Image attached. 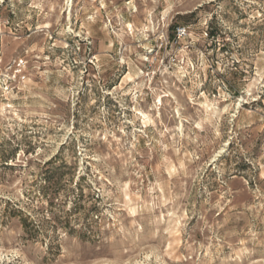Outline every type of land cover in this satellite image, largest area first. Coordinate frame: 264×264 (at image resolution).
<instances>
[{
	"label": "rangeland",
	"instance_id": "rangeland-1",
	"mask_svg": "<svg viewBox=\"0 0 264 264\" xmlns=\"http://www.w3.org/2000/svg\"><path fill=\"white\" fill-rule=\"evenodd\" d=\"M0 264H264V0H0Z\"/></svg>",
	"mask_w": 264,
	"mask_h": 264
},
{
	"label": "built area",
	"instance_id": "built-area-1",
	"mask_svg": "<svg viewBox=\"0 0 264 264\" xmlns=\"http://www.w3.org/2000/svg\"><path fill=\"white\" fill-rule=\"evenodd\" d=\"M175 33L178 39H183L186 36V30L182 27L176 28Z\"/></svg>",
	"mask_w": 264,
	"mask_h": 264
}]
</instances>
